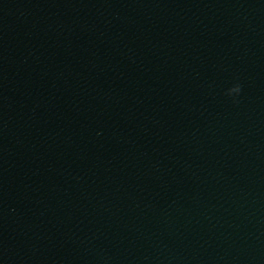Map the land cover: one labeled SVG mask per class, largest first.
<instances>
[{
	"label": "water",
	"instance_id": "95a60500",
	"mask_svg": "<svg viewBox=\"0 0 264 264\" xmlns=\"http://www.w3.org/2000/svg\"><path fill=\"white\" fill-rule=\"evenodd\" d=\"M0 264H264V0H0Z\"/></svg>",
	"mask_w": 264,
	"mask_h": 264
},
{
	"label": "clouds",
	"instance_id": "9594fccd",
	"mask_svg": "<svg viewBox=\"0 0 264 264\" xmlns=\"http://www.w3.org/2000/svg\"><path fill=\"white\" fill-rule=\"evenodd\" d=\"M242 91V86L239 83H234L230 88L227 89V95L232 96L233 94H239Z\"/></svg>",
	"mask_w": 264,
	"mask_h": 264
}]
</instances>
